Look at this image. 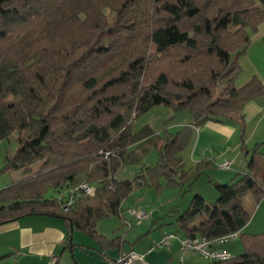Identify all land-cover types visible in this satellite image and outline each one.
<instances>
[{
    "label": "trees",
    "instance_id": "obj_1",
    "mask_svg": "<svg viewBox=\"0 0 264 264\" xmlns=\"http://www.w3.org/2000/svg\"><path fill=\"white\" fill-rule=\"evenodd\" d=\"M261 22L264 0H0V140L29 131L10 159L20 176L0 190V225L54 217L65 223L66 247L71 222L99 252L117 248L120 238H105L97 223L121 214L122 200L146 182L144 173L182 187L211 166L202 160L189 173L179 171L190 130L132 133L133 118L155 105L189 109L195 126L241 118L245 105L264 94V82L253 76L237 87L235 60ZM142 146L156 149L158 168L117 178ZM262 146L248 151L243 173L213 182L212 204L196 193L176 216L175 231L185 237L239 232L243 253L209 264H264V233L242 232L250 219L243 197L264 198ZM81 183L94 193L76 190Z\"/></svg>",
    "mask_w": 264,
    "mask_h": 264
},
{
    "label": "rangeland",
    "instance_id": "obj_2",
    "mask_svg": "<svg viewBox=\"0 0 264 264\" xmlns=\"http://www.w3.org/2000/svg\"><path fill=\"white\" fill-rule=\"evenodd\" d=\"M252 34L253 32L251 33V36ZM249 69L250 67L246 66L245 72H241L236 78L235 84L238 85V87L244 85L247 80H250L247 79L249 78V74H251ZM220 91V89L217 91L216 96L220 95ZM235 117H237L236 119H240L239 114ZM192 120L193 117L191 116L189 109H183L176 112L169 106L155 105L133 118L130 131L132 133H136L143 128H150L154 134L160 135L161 137L164 136L165 131H168L172 134L182 131L181 133L183 134V132L186 131L184 127L189 121ZM254 124V121H249V123L246 121V131L243 137L249 135L253 131V128L255 129L256 126ZM235 126L242 127L241 125L236 124ZM262 127H264V119H261L260 126L255 129L257 130V132L254 131V133L256 132L255 137H259ZM243 129L244 128L242 127L241 131ZM28 133V130H16L12 132L8 138L0 140V170L5 165H8V170L0 173V190L14 183L20 176L11 166L12 164L10 163V159L14 156L17 148L19 147L18 137ZM261 138L262 139L259 142L264 141V134H262ZM191 139L192 135L186 146L181 148L179 151L183 163L182 166H180L179 171H185L187 173L197 166V164L194 163L193 157L191 155ZM132 149L133 147L130 149V151ZM136 151V156L138 159L124 163L117 171V178L120 180H132L135 175L144 167L153 168L151 173H153L154 170L158 168L157 162L159 156L156 149L150 146H142L137 148ZM261 152L264 153V146H262ZM249 158L250 156H248V159ZM220 165V162L218 163V161H213L209 169L206 168L203 170L204 173L197 176L196 179L190 182L187 186L184 185L182 187H180L181 185L178 184H171L166 175L160 174L155 179H153V181H151L152 179L150 177V173H144L146 182L139 186H134L127 197L122 200L120 207L121 214L103 217L97 223V231L103 233L109 238L116 236L125 237L124 246L126 249H129L131 245L138 244V241L136 240L137 237L139 238L140 236L148 237L150 240L152 237H154L156 240L161 239V235H163L165 231H175V219L173 216H171V214L173 213V210L178 209L179 203L182 204V208H185L184 205L190 201L192 196L196 193L200 194L209 205L215 201L217 197V191L213 182H228L232 178L229 177L225 180H218L214 179L215 176H217L219 172L221 173L226 172L229 169H234L232 164L227 169L221 168ZM183 177L185 178L186 175ZM177 180L179 182L183 181L180 177H178ZM242 203L244 208L250 214L249 222L244 227L243 232L248 234L264 233V198H262L260 201H256L251 193H247L243 197ZM138 210L144 211L146 213V217L141 220H137L136 214L134 212ZM152 212L154 213L152 214ZM204 216L205 214L197 217V220H201L204 218ZM162 232L164 233L162 234ZM71 239V243L67 247L64 244L57 250L55 254V256L59 259L60 264L110 263L98 253L99 251L96 249H98L100 246L88 234L78 229H74L71 234ZM226 247L232 256H237L243 253V246L239 236L234 240L228 241L226 243ZM16 254V252H9L5 258L0 259V264L41 263L40 260L31 262L27 261L26 259L18 260L16 257L19 256ZM120 256L117 257L116 260H118ZM200 257L203 261L208 262V260L202 256ZM52 261L53 258L51 259V262Z\"/></svg>",
    "mask_w": 264,
    "mask_h": 264
},
{
    "label": "crops",
    "instance_id": "obj_3",
    "mask_svg": "<svg viewBox=\"0 0 264 264\" xmlns=\"http://www.w3.org/2000/svg\"><path fill=\"white\" fill-rule=\"evenodd\" d=\"M235 61L238 66L235 81L241 72H245L246 66H249L251 74L247 79L257 76L264 82V22H261L253 32L245 53L237 57ZM236 86L238 87V85ZM236 118L225 123L208 121L201 126H195L192 120L184 127L190 130L192 135L190 149L195 164L202 160L211 161V164L213 161L222 163L226 160L233 165V170L219 172L214 179L225 180L232 177V180L246 170L248 151L262 139V134H264V131H262L264 127H262L259 137H255L257 132L255 129L260 126L261 119H264V94L249 101L243 109L242 117L240 119ZM246 121L248 123L254 121L256 127L249 135L243 137L246 131ZM235 124L241 125L244 129L241 131L242 127H237ZM254 131L256 132L254 133ZM242 143L245 145V150L241 148ZM188 203L189 201L184 205L185 208H182V204L179 203L178 209L173 210L171 216L176 219L179 213L186 210ZM99 233L107 239L120 238L121 240L117 248H109L99 252L104 259L110 262L109 264L114 262L121 254L131 251L142 256L141 259H136L131 264H209V261H203L196 253H182L176 240H173L167 247H157L149 251L153 242L160 239L156 240L152 237L150 240L148 237L140 236L136 240L138 244L131 245L129 249H126L124 246L125 237L109 238L103 233ZM66 235L65 223L59 218L39 215L24 216L0 225V256H7L9 252H16V255L19 256L16 257L18 260L26 259L29 262L40 260V264H52L51 259L56 258L55 254L64 245ZM222 248L229 252L226 244ZM96 250L98 251L100 248L98 247Z\"/></svg>",
    "mask_w": 264,
    "mask_h": 264
},
{
    "label": "built area",
    "instance_id": "obj_4",
    "mask_svg": "<svg viewBox=\"0 0 264 264\" xmlns=\"http://www.w3.org/2000/svg\"><path fill=\"white\" fill-rule=\"evenodd\" d=\"M230 165V161L225 160L221 163L220 167L227 169ZM75 189L81 190L88 195L93 194L95 191L94 187L88 183H81ZM134 213L136 214L137 220H141L146 217V213L144 211L138 210ZM238 236L239 232H232L217 238H209L205 236L185 237L176 231L165 232L159 241L153 242L149 251L155 247L169 246L173 240H176L179 243V250L182 253H196L209 262L228 261L232 258V255L227 250L222 248V246L228 241L236 239ZM141 258V255L131 251L121 254L120 258L111 264H131L132 261Z\"/></svg>",
    "mask_w": 264,
    "mask_h": 264
},
{
    "label": "water",
    "instance_id": "obj_5",
    "mask_svg": "<svg viewBox=\"0 0 264 264\" xmlns=\"http://www.w3.org/2000/svg\"><path fill=\"white\" fill-rule=\"evenodd\" d=\"M73 230H74V227H73V224L70 222V238H69V242L71 243V234H72V232H73Z\"/></svg>",
    "mask_w": 264,
    "mask_h": 264
}]
</instances>
